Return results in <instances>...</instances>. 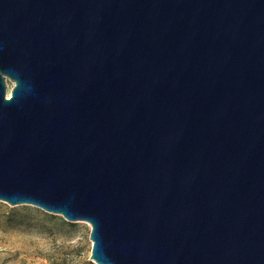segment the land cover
I'll use <instances>...</instances> for the list:
<instances>
[{
	"label": "water",
	"instance_id": "obj_1",
	"mask_svg": "<svg viewBox=\"0 0 264 264\" xmlns=\"http://www.w3.org/2000/svg\"><path fill=\"white\" fill-rule=\"evenodd\" d=\"M0 199L99 264H264V0H0Z\"/></svg>",
	"mask_w": 264,
	"mask_h": 264
},
{
	"label": "rangeland",
	"instance_id": "obj_2",
	"mask_svg": "<svg viewBox=\"0 0 264 264\" xmlns=\"http://www.w3.org/2000/svg\"><path fill=\"white\" fill-rule=\"evenodd\" d=\"M89 231L85 220L0 199V264H97Z\"/></svg>",
	"mask_w": 264,
	"mask_h": 264
},
{
	"label": "bare ground",
	"instance_id": "obj_3",
	"mask_svg": "<svg viewBox=\"0 0 264 264\" xmlns=\"http://www.w3.org/2000/svg\"><path fill=\"white\" fill-rule=\"evenodd\" d=\"M98 264V263H97Z\"/></svg>",
	"mask_w": 264,
	"mask_h": 264
}]
</instances>
